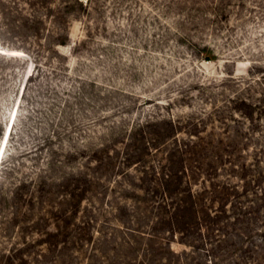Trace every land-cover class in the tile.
<instances>
[{
    "label": "rangeland",
    "instance_id": "rangeland-1",
    "mask_svg": "<svg viewBox=\"0 0 264 264\" xmlns=\"http://www.w3.org/2000/svg\"><path fill=\"white\" fill-rule=\"evenodd\" d=\"M11 120L0 264H264V0H0ZM194 146L219 225L152 231Z\"/></svg>",
    "mask_w": 264,
    "mask_h": 264
},
{
    "label": "trees",
    "instance_id": "trees-1",
    "mask_svg": "<svg viewBox=\"0 0 264 264\" xmlns=\"http://www.w3.org/2000/svg\"><path fill=\"white\" fill-rule=\"evenodd\" d=\"M200 149L202 147L194 146L183 151L177 150L178 155L176 154V156L174 153L171 156L169 166L164 170L162 177H160V173L154 171V177L160 179L161 183L159 184L162 186L151 189L152 206H158V213L154 216L157 220L156 222L152 221L153 226L150 227L152 231L155 230V225L157 231L162 228L168 229L170 233H182L184 235L195 227L196 222L201 223V226H203L202 223L204 224L203 220L208 222L213 228L210 229L207 226V230L212 231H214L215 226L219 225L218 221H209L211 214L208 210L210 207L207 204V201H209L207 198L210 199L207 195H214L213 198L217 196L219 192L217 185L214 184L211 191L206 189L202 194L194 192V183L198 178L204 173L214 177L218 166L215 163L201 161L199 159ZM193 162L198 164L194 165ZM208 167H210L209 170L206 169ZM221 213H224V211L221 210Z\"/></svg>",
    "mask_w": 264,
    "mask_h": 264
},
{
    "label": "bare ground",
    "instance_id": "bare-ground-1",
    "mask_svg": "<svg viewBox=\"0 0 264 264\" xmlns=\"http://www.w3.org/2000/svg\"><path fill=\"white\" fill-rule=\"evenodd\" d=\"M15 121H16V118H14L13 122H15ZM11 123H12V120H11L10 124L8 125L7 131L5 132L4 142H3V145H2V149H3V147L5 149V151L3 150L4 151L3 155L1 154L2 152L0 151V167H1V164L3 162L4 156H5L7 147H8V142H9V139H10L12 131H13Z\"/></svg>",
    "mask_w": 264,
    "mask_h": 264
},
{
    "label": "snow or ice",
    "instance_id": "snow-or-ice-1",
    "mask_svg": "<svg viewBox=\"0 0 264 264\" xmlns=\"http://www.w3.org/2000/svg\"><path fill=\"white\" fill-rule=\"evenodd\" d=\"M12 55H17L16 53H13Z\"/></svg>",
    "mask_w": 264,
    "mask_h": 264
}]
</instances>
